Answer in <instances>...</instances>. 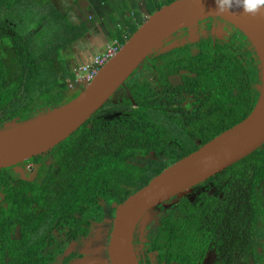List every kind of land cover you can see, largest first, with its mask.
<instances>
[{
	"label": "trees",
	"instance_id": "1",
	"mask_svg": "<svg viewBox=\"0 0 264 264\" xmlns=\"http://www.w3.org/2000/svg\"><path fill=\"white\" fill-rule=\"evenodd\" d=\"M174 1L151 5L147 9V18ZM19 2L4 0L6 5L14 8ZM24 10H29V6L23 5ZM30 12L24 11L22 18L25 15L29 18ZM43 19L45 22L55 19L57 25L60 23L68 31L74 30L75 36L66 35L59 42L49 41L46 48L36 34L19 33L14 22L0 19V126L17 118L22 121L33 118L70 102L79 93L70 96L69 85L74 83L76 76L69 70L63 50L84 37L88 32L87 23L74 28L67 18L55 12L48 13ZM146 19L140 15L135 17L129 30L117 35L119 43L123 46ZM240 33L246 43L251 44ZM229 48L228 45L224 48L218 46L215 55L205 51L201 56H194L188 48L177 47L168 51L169 55H164L166 52L148 59L153 65L155 63V76L161 79L184 68L197 73L192 80L197 95L202 96L198 99L200 108L189 114V117L193 114L191 120L195 118V121L184 127L188 139L179 146L171 145L169 140L175 133H170L162 124L167 116V104L163 101L170 103L171 98H159L150 82L140 80L128 85V95L125 94L122 105L106 104L52 150L55 163L51 168L44 166L46 179L42 182L31 184L30 189H26L25 184L19 188V184L11 185L12 174L6 169L0 170V193L6 196L10 208L0 211V252L3 254L6 249L17 256V249L10 244L13 226L21 221L24 228L30 221H36L33 227L37 229L44 216L56 227L67 220L69 236H87L91 222L97 221L101 215L100 199L114 202L116 208L167 167L197 151L200 147L197 140L203 146L244 121L258 101L259 93L254 87L261 82L257 80L258 72L261 73L260 63L257 66L249 51L237 55L227 51ZM245 55L248 59H244ZM163 59H167L166 65L160 67L158 63ZM211 64L215 66L211 67ZM106 107L118 109L119 115L113 117L109 110V116H100ZM189 117L183 122L178 119V124L182 126ZM237 165L228 170L241 178L233 179L226 187L224 183V198L204 195L199 202L192 204L184 196L177 197L179 201L166 209L165 214L159 215L158 222L153 221L146 227L155 232V248L164 251L168 260L197 264L209 249H216L218 264L236 261L233 257L227 260L225 252L230 255L234 252L229 251L232 247L236 248L239 242L238 247L245 244L255 221L259 204L256 196L264 180V146ZM253 166L261 167L254 170ZM232 189L248 193L247 200L227 201L226 192L231 193ZM44 208L47 212H37ZM63 212L67 216L63 217ZM184 241L197 243L190 248ZM232 241L234 246L228 250ZM22 246L24 244L20 243L18 248ZM17 259L22 264H39L34 251ZM244 263L248 264V260ZM10 264H18V261Z\"/></svg>",
	"mask_w": 264,
	"mask_h": 264
},
{
	"label": "water",
	"instance_id": "2",
	"mask_svg": "<svg viewBox=\"0 0 264 264\" xmlns=\"http://www.w3.org/2000/svg\"><path fill=\"white\" fill-rule=\"evenodd\" d=\"M209 18L229 22L254 48L261 70L257 104L244 121L166 168L116 207L107 258L111 264H140L133 241L136 229L149 214L264 146V7L259 14L250 15L233 0L232 9L222 13L217 0H176L150 15L97 77L84 83L85 88L73 100L33 118H17L0 126V170L53 150L110 102L156 52L160 55L186 44L173 41L177 34L196 29L199 22ZM74 75L76 80L70 88L81 84L79 74Z\"/></svg>",
	"mask_w": 264,
	"mask_h": 264
},
{
	"label": "flooded vegetation",
	"instance_id": "3",
	"mask_svg": "<svg viewBox=\"0 0 264 264\" xmlns=\"http://www.w3.org/2000/svg\"><path fill=\"white\" fill-rule=\"evenodd\" d=\"M166 1L167 0H151L150 5L147 7V9L151 7V5L153 6L161 5ZM147 9L145 10L144 13L140 14V16L144 17L145 19L147 18V14H148ZM129 28H125L124 31L125 32L128 31ZM175 37L177 38V41H179L180 43L185 41L186 44L179 47L188 48L189 52L194 56H201L205 51L211 52L212 54L215 55V49L218 46L224 48L225 46L228 45L230 46V48L227 51L236 53L237 55L238 54L243 55V52L249 51L251 56L254 57L255 61L257 62V66L260 63V61H258L259 59L257 58L258 56L256 57L255 55L256 52L254 48L252 47L251 44L246 43L247 40H245V38L240 33V31L236 29L229 22L220 18L205 19L199 22V24L196 26V29L194 30L185 29L181 31L179 34H177ZM191 38L192 39L195 38V39L192 41ZM164 55H169V52ZM247 56L248 55H245L244 59H248ZM166 61L167 59L160 60L158 63L159 66L164 67V65H166ZM213 64H211V67L215 66ZM248 64H249L248 62H245L246 66ZM154 65L152 64V60H147L146 63L143 65V67L140 68L138 71H136L131 76V78L126 82L125 86H123L115 95V96L120 95L121 102L114 103V97H115L114 96L113 101L111 100L108 103L122 105L126 97L125 94L128 95L127 87L129 84L132 86L135 81H140V80L147 83L150 82L152 87L156 89L157 92L159 93V98H162L164 96H169L172 100L170 103L168 100L163 101L164 104H167V106H165L166 109L165 113H167V116L164 118L162 124L163 126H165L166 129H168L170 133H175V135H172L169 140L171 142V145L173 144L174 146H179L181 142H185V140L188 139V137L184 135V132L187 133V129H185L184 127L187 126L189 123L195 121V118L191 120L193 114L191 115V117H189V114L195 111L198 112L200 108V105L198 104L199 102L198 99L201 98L202 96L197 95V91L195 90V84L192 80V78L197 76V73H193L190 70H186L184 68L181 69L179 73L171 74L168 75L166 78L161 79L160 77L155 76L156 67ZM258 74H257V80H260V71L258 72ZM80 82L81 84H78L75 87L71 88L70 91L71 97L75 93H78L83 87L84 82L83 81ZM260 83L255 84L254 87L255 90L258 91V86L260 85ZM109 110L113 112V114H110L113 117H117L119 115L118 109L115 108L114 110V109H109V107H106L102 111L100 116L105 114L107 115L110 112ZM186 117L189 118L185 120L182 126H180L177 122L178 119H182L183 122L184 118ZM196 144L202 147L200 140H197ZM53 158L54 157L51 150L40 156L27 160L21 164H18L10 168H6V170L10 174H12V178L14 179L12 180L11 185L15 186V184H19V188H21L22 185L25 184L24 187L26 189H30L32 188L31 184L35 185L36 182L38 183L42 182L43 180L46 179L44 166H47V168L49 167L51 168V166H53L55 163V160ZM34 159H40V160L37 161ZM241 162H239L238 165L237 164L236 165L239 166ZM253 167L254 170H258L257 168L261 166H253ZM230 172L231 171L227 169L213 176L212 178L202 182L201 184H198L191 190L198 192L197 200L195 202H191L189 201V199L187 200L192 204H196L201 200V198L204 197V195L209 197L224 198V193L222 190V186L224 185V183L226 187L231 183L233 179L240 180L241 178V176H239L238 174L230 173ZM262 185L263 187H259L258 189L259 195L256 196V200L258 199L259 201L258 211L257 214H255V219H254L255 221L251 225L250 230L248 232L247 241L242 247H238V245L240 244L239 242L236 248L232 247L229 250L231 246H234L233 245L234 241H232L229 247H227V249L229 251H234V252L230 255L229 254L227 255L225 252V258H227V260L231 259L232 257L236 260L233 264H245L244 260L246 259L248 260V264H256V259H258V257L260 258V260L258 259L257 262L264 264V180ZM226 193H227V201H231V200L245 201L249 196L248 193L242 194L240 191L235 189H232L231 193L230 192L229 193L226 192ZM179 199L180 198L175 197L169 200L167 202V204H169L168 207H166L165 205L158 207L161 210L160 216L165 214L166 209H170L173 205H175L179 201ZM84 205L85 203L81 207H84ZM99 205L102 207L101 215H99L97 221L91 222L90 229H88L89 233L87 236H84L83 234H78L77 236H73V235L69 236L68 235L69 226L67 225V223L69 224V222L67 220H64V222H62L60 226L56 227L52 222H50L49 218L44 216V218L41 221H39L41 222V225L37 229H34L33 227V224L36 223V221H30L29 225L25 226L24 228L22 226L21 221L19 223H16L11 230L10 244L11 246L17 249L15 252L17 256L11 254L10 250L5 249V252L3 254L0 252V264L1 263L10 264L11 262L15 263L16 261H18V264H22L17 259V257L26 254L29 255L32 253V251H34L35 260L37 263L39 262V264H80L82 261H84L87 258L88 256L87 251H91V253H93L92 252L93 249H99L97 256L95 254L96 250H94L93 253L95 262L96 261L105 262V260L109 258L108 248L111 240V233L113 231V227L111 228V232H109L108 237H106L107 246L104 247L103 245L101 247L102 245L101 242H95L93 248L90 249L85 247V241L88 240L90 237H92V234L96 232L95 227L98 226L99 224H102L104 222V218L108 216H110L111 218H115L116 216V208L114 202L107 203L104 199H100ZM34 207L37 208V205H35ZM9 209L10 208L6 196L0 193V211L9 210ZM37 212L39 213L47 212V209L46 208H44L43 210L40 209ZM62 215L63 217L67 216L66 212H63ZM75 216L79 218L77 214H75ZM112 222L114 223V220H112ZM259 225H260V231L258 233L257 228L259 227ZM155 236H156L155 232L149 230V228H147L146 232H144L142 235L134 236L133 244L135 245L136 256L140 264H183L179 260H170V259L168 260V255L164 251L156 249L155 248L156 245L154 241ZM20 243L24 244V247L22 246L23 248L22 247L18 248ZM184 243L185 245L187 244L191 248L195 246L197 242L194 241V243H188L184 241ZM100 247L103 250V254L102 252H100L101 251ZM211 254H214V256H212L213 258L212 264H218L219 256L217 254L216 249H209L206 256H204L203 259L200 260L197 264H210L208 263V259L209 257H211ZM107 264H111L110 261L108 262L107 260Z\"/></svg>",
	"mask_w": 264,
	"mask_h": 264
},
{
	"label": "rangeland",
	"instance_id": "4",
	"mask_svg": "<svg viewBox=\"0 0 264 264\" xmlns=\"http://www.w3.org/2000/svg\"><path fill=\"white\" fill-rule=\"evenodd\" d=\"M7 1H9V0H6V2ZM76 1H77V5H79L81 2V0H76ZM111 1L113 3L116 2V0H111ZM119 1L121 2L122 0H119ZM30 2H31V7L34 9V11L36 13L35 14L36 20L26 18V17H28L26 15H25V18H22L20 15V12H18L19 7L14 8L13 6H8V5H4V6L0 7V16L2 17L0 19H2V20L6 19V20H9L10 22H14V25L17 26L16 31L19 33L29 32V34H28L29 36L36 34L38 41L43 42V45H45L46 48L48 46L47 42H49V41L52 42V40H56V41L58 40V42H59V41H62L63 38L66 37V35L67 36L68 35L69 36H75L74 30L68 31L66 28H64L62 25H60V23H59V25H57L55 22V19L53 21L49 20L47 22H45L43 19V17L45 18L48 13L51 14L52 6L55 7L57 9V11H59V13L63 16L64 15L67 16L68 12L71 11V7H70V9L66 8V10H64L61 8L62 7L61 5H58L56 3L55 0H31ZM41 2L43 4H41ZM101 2H104L102 5V8L107 10L108 17L116 19V15L118 14V11H119L118 8L116 6L111 5L107 0H101ZM150 2H151V0H141V3L138 7L140 9L141 13L145 12L147 7L150 5ZM47 3L49 4L48 8H46V6H45ZM122 3H125V4L121 5L122 7L120 8V11H119L121 18L124 16L130 15L132 13V11L134 10V8L136 9L133 0H123ZM117 4H120V3H117ZM79 6H81V5H79ZM42 8L43 9L45 8L44 13L41 10ZM138 8L136 9L135 13L139 12ZM122 10H125V11L121 12ZM32 14H33V12H30L28 14L29 17ZM83 15L84 16L87 15V12L85 11L83 13ZM99 21H100V16H97L96 20L93 23L96 24ZM116 23H117V20H116ZM31 24H33L35 27H32ZM88 25L90 26L91 24H88ZM123 26H124L123 29H125L126 26L125 25H123ZM114 30L122 32V30L117 28L116 26H115ZM192 30H194V29H192ZM89 32L91 33V30ZM89 32H86L84 37L79 40V41H81V44H77V42H78L77 41L75 43V45L73 44V46L70 47V50L72 51V56L75 57L77 60H79L80 57L83 56L82 51L85 50V45H84L85 40L83 41V39L88 40ZM89 39H91V36L89 37ZM174 40H177V38L175 37L173 39V41ZM97 50L98 49H96L93 52V57L91 60L82 61V62L79 61V63H82L80 65H75V63H74L73 67H70V70L76 72L77 74H79L81 76L84 75V73H80V69L83 68L84 66L91 65L92 62L101 55V54L97 55V53H95ZM63 53H64V50H63ZM79 53L82 55H80ZM159 53L160 52H156L152 57L158 56ZM88 54L86 56H88ZM64 58L67 62L68 57L65 55V53H64ZM73 60L76 61L75 59H73ZM85 60H87V57L85 58ZM142 67H143V65H142ZM77 77H79V76H77ZM84 86L85 85H83V87L81 88L82 90L85 88ZM72 88H73V86H72ZM120 98H121L120 95L115 96L114 97V103H120L121 102ZM112 101H113V99H112ZM197 194H198L197 191L196 192L195 191H189L188 193H185L181 196H185L187 199H189V201L195 202L197 200ZM165 206L168 207L169 204H165ZM159 215H161V210L159 208L156 209L155 211H153L151 214H149L147 216L146 220L144 222L140 223V225L136 229L135 235L139 236V235H142L144 232H146V227L151 222H153V221L158 222L159 221V219H158ZM112 220H113V218H111L110 216L104 218V222L95 227L96 232H94L92 234V237H90L88 240L85 241V247L90 248V249L93 248L94 244L91 241L101 242V244H102L101 247L103 245H104V247L107 246L106 237H108V234H109V232H111V228L113 227ZM257 231L259 233L260 225L257 228ZM103 238H104V240H103ZM94 250H96L95 254L97 256L98 255V249H93L92 250L93 253H94ZM100 252H102V254H103L102 248H101ZM93 253H91V251H87V254H88L87 258L84 261H82L80 264H107V260H105V262H100V261L95 262V260H93V256H94ZM104 256H106V255H104ZM212 256H214V254H211V257H209V259H208V263H210V264H212V262H213ZM258 259L260 260L259 257H258ZM258 259H256V264H261V263L257 262Z\"/></svg>",
	"mask_w": 264,
	"mask_h": 264
},
{
	"label": "crops",
	"instance_id": "5",
	"mask_svg": "<svg viewBox=\"0 0 264 264\" xmlns=\"http://www.w3.org/2000/svg\"><path fill=\"white\" fill-rule=\"evenodd\" d=\"M20 1L21 2L18 3L19 5L17 7H19L18 12H20L21 17L24 11L25 12L31 11L33 12V14L29 17V19L36 20V17H35L36 13L34 9L31 7V2H30L31 0H20ZM55 1L58 5H61L62 6L61 8L64 10H66V8L70 9L71 7V11L68 12L67 16L64 15L63 17L65 18L67 17V19L73 25L74 28L79 27L80 25H84V23L86 22L88 26V28H86L87 31L89 32L91 30V33L89 32V37L91 36V39H89V37H88V40L83 39V41L85 40V44H84L85 50L82 51L83 56H81L79 60H77L75 57L72 56V51L70 50V47L73 46V44L75 45L77 41L72 42L68 47L64 49V53L68 57V59L66 58L67 59L66 63H67L69 70H70V67H73L74 63L75 65H80L82 63H79V61L82 62V61L91 60L93 57V52L96 49H98L95 52L97 53V55L103 53L105 49L108 47V45L113 44L114 42L118 41L116 38H117V35L123 34V30H124L123 25H125L126 28H129V26L132 25L133 20H135V17L137 18L141 14L140 9L138 8L141 3V0H133L136 9L138 8L139 12L135 13L136 9L134 8V10L132 11L130 15L124 16L122 18L120 17L119 11H120V8L122 7L121 5L125 4V3H122L123 0L121 2L119 0H116L115 3H113L111 0H107L111 5L116 6L119 10L118 14L116 15V19L108 17L107 10L102 8V5L104 2H101V0H81L79 4L81 6L77 5L76 0H55ZM117 3H120V4H117ZM0 4L6 5V3H4V0H0ZM41 4L43 3L41 2ZM23 5L25 7L29 6V10L23 11ZM48 5H49L48 3L45 5L46 8H48ZM41 10L44 13L45 8L44 9L42 8ZM85 11L87 12V15L84 16L83 13ZM124 11L125 10H122L121 12H124ZM51 12L59 13V11H57V9L53 6H52ZM97 16H100V21L94 24L93 22L96 20ZM116 20H117V23H116ZM88 24H91V25L89 26ZM31 26L35 27L33 24H31ZM115 26L121 29L122 32L115 31L114 30ZM86 29H83V30L85 31ZM77 44H81V41L78 40ZM64 53H63V56H64ZM87 54L88 56H86ZM86 57H87V60H85ZM73 59H75L76 61H74Z\"/></svg>",
	"mask_w": 264,
	"mask_h": 264
},
{
	"label": "built area",
	"instance_id": "6",
	"mask_svg": "<svg viewBox=\"0 0 264 264\" xmlns=\"http://www.w3.org/2000/svg\"><path fill=\"white\" fill-rule=\"evenodd\" d=\"M121 48L122 45L117 41L108 45L105 52L96 58L91 65L84 66L80 69V73H84V75H79V81H83L88 84L91 83L103 67H105V65H107L118 54Z\"/></svg>",
	"mask_w": 264,
	"mask_h": 264
},
{
	"label": "clouds",
	"instance_id": "7",
	"mask_svg": "<svg viewBox=\"0 0 264 264\" xmlns=\"http://www.w3.org/2000/svg\"><path fill=\"white\" fill-rule=\"evenodd\" d=\"M238 7H242L244 12L250 15L259 14L264 7V0H236ZM218 10L220 12L229 11L233 7V0H217Z\"/></svg>",
	"mask_w": 264,
	"mask_h": 264
}]
</instances>
